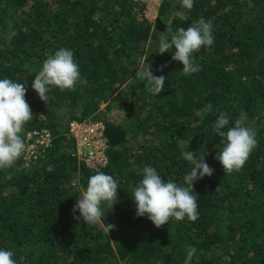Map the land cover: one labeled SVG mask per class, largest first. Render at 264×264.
Here are the masks:
<instances>
[{"label":"trees","instance_id":"1","mask_svg":"<svg viewBox=\"0 0 264 264\" xmlns=\"http://www.w3.org/2000/svg\"><path fill=\"white\" fill-rule=\"evenodd\" d=\"M145 9L141 0H0V78L26 80L33 110L21 135L25 143L34 130L54 135L28 166L22 154L0 170V247L21 264H183L190 246L192 264H264V0H195L191 10L162 0L154 21ZM200 17L212 20L214 44L194 53L201 70L186 76L171 50L159 53L157 37ZM60 48L74 50L86 83L52 87L42 101L30 72ZM145 62L166 76L158 95L136 76ZM207 104L201 121L195 112ZM221 111L229 127L242 118L256 134L239 171L227 173L216 159L222 143L213 123ZM74 120L105 124L108 163L99 170L118 181L117 200L102 205L96 225L74 218L96 170L77 155L68 130ZM182 148L214 171L194 182L195 221L170 218L156 227L137 216L131 193L149 164L165 181L183 183L191 165Z\"/></svg>","mask_w":264,"mask_h":264},{"label":"clouds","instance_id":"2","mask_svg":"<svg viewBox=\"0 0 264 264\" xmlns=\"http://www.w3.org/2000/svg\"><path fill=\"white\" fill-rule=\"evenodd\" d=\"M181 6L191 10L195 0H179ZM214 25L211 19L200 17L187 28L179 27L168 37H157L159 53L172 51V60L183 64L184 75L190 76L201 70L194 53L201 47L214 44ZM174 49V50H173ZM136 76L144 79L154 95H158L165 87L164 75L153 74L147 62L139 64ZM31 83L42 101L49 100L52 87L63 90H75L77 85L86 83L82 80L80 65L74 56V50L60 48L49 55L43 62ZM16 81L11 78H0V170L10 169L25 152V139L21 135L24 125L32 119L33 110L26 100L28 85L26 80ZM212 105L207 104L195 115L203 121L211 111ZM229 115L221 111L213 123V130L221 138L222 147H218L216 159L225 171H239L246 164L251 152L257 145L255 132L246 126L244 119L238 118L230 126ZM182 158L190 165L183 177V183L168 178L166 181L157 167L145 165L141 171V179L131 193L135 203L136 214L146 216L156 227L169 222L170 218L195 221L198 218L197 193L194 182L205 175H212V169L206 160L197 156L189 148L181 150ZM51 171V166L49 167ZM118 181L113 175L99 169L91 175L86 188L82 189L79 199L73 206L76 220L85 225H96L103 217L102 205L107 202L113 206L117 200ZM113 201H115L113 203ZM108 230L113 225H107ZM197 249L190 246L186 249L183 264H192ZM22 257L10 248L0 247V264H21Z\"/></svg>","mask_w":264,"mask_h":264},{"label":"built area","instance_id":"3","mask_svg":"<svg viewBox=\"0 0 264 264\" xmlns=\"http://www.w3.org/2000/svg\"><path fill=\"white\" fill-rule=\"evenodd\" d=\"M141 1L144 2L145 0ZM105 129L106 126L101 121L80 122L74 120L68 125L69 133L77 144V155L94 169L104 167L108 163V157L106 155L108 142ZM53 142L54 135L50 130L43 129L28 132L25 143L26 148L23 153L25 166L29 165L30 160L38 157L40 149L44 150L50 147Z\"/></svg>","mask_w":264,"mask_h":264},{"label":"rangeland","instance_id":"4","mask_svg":"<svg viewBox=\"0 0 264 264\" xmlns=\"http://www.w3.org/2000/svg\"><path fill=\"white\" fill-rule=\"evenodd\" d=\"M161 1L162 0H145L144 1L146 3L145 14H146V17L150 21L155 20V18L157 16V12H158V7H159ZM149 5H150V7H149ZM148 7H149V9H148ZM106 105L107 104H102V109H104L106 107Z\"/></svg>","mask_w":264,"mask_h":264}]
</instances>
